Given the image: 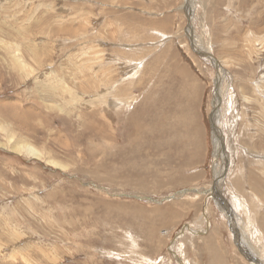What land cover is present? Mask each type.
I'll list each match as a JSON object with an SVG mask.
<instances>
[{
  "label": "rangeland",
  "instance_id": "obj_1",
  "mask_svg": "<svg viewBox=\"0 0 264 264\" xmlns=\"http://www.w3.org/2000/svg\"><path fill=\"white\" fill-rule=\"evenodd\" d=\"M237 242L264 263V0H0V264Z\"/></svg>",
  "mask_w": 264,
  "mask_h": 264
},
{
  "label": "water",
  "instance_id": "obj_2",
  "mask_svg": "<svg viewBox=\"0 0 264 264\" xmlns=\"http://www.w3.org/2000/svg\"><path fill=\"white\" fill-rule=\"evenodd\" d=\"M188 17H190V15H188ZM190 38H191V40H192V39L194 40L193 36H192V37L190 36ZM193 50L196 51L195 48H194ZM197 53L199 54L198 51H197ZM204 55H206V53H204ZM211 60H213L212 56H211ZM213 62H214V61H213ZM215 92H216V91H215ZM214 112H215V110L213 109V110L210 112L209 116H208L209 121H210V123H211V125H212V128L214 127V123H215V120H214V115H215V114H214ZM213 131H215L214 128H213ZM215 132H216V131H215ZM232 232H234V231H232ZM233 238H234V235H233ZM239 241H240V240H239ZM235 245L237 246V248H238V250L240 251V253H241V254L247 259L248 262H250V263H252V264H264L263 262H259V261L256 259L255 255H253L252 253H249L246 249H242L240 242L235 243Z\"/></svg>",
  "mask_w": 264,
  "mask_h": 264
},
{
  "label": "bare ground",
  "instance_id": "obj_3",
  "mask_svg": "<svg viewBox=\"0 0 264 264\" xmlns=\"http://www.w3.org/2000/svg\"><path fill=\"white\" fill-rule=\"evenodd\" d=\"M203 50V49H202ZM21 61V60H20ZM213 61L215 62V60L213 59ZM17 63H19V61L17 60ZM216 65V64H215ZM113 99V98H112ZM215 99H217V98H215ZM219 100V99H218ZM138 122V121H137ZM215 124H216V121H215ZM216 126V125H215ZM216 130V129H215ZM215 139V138H214ZM25 145V144H24ZM214 154L215 155H220V144H219V141L217 140V139H215L214 140ZM28 148H31V147H28ZM29 151H32L31 149L29 150ZM33 153H36V151L35 152H33ZM53 163H55V162H53ZM221 165V164H220ZM224 210V209H223Z\"/></svg>",
  "mask_w": 264,
  "mask_h": 264
}]
</instances>
